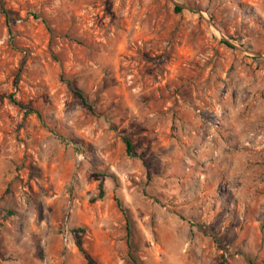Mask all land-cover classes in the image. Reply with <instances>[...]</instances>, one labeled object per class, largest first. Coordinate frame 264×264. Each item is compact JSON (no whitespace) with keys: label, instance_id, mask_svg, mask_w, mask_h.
Instances as JSON below:
<instances>
[{"label":"rangeland","instance_id":"374dc122","mask_svg":"<svg viewBox=\"0 0 264 264\" xmlns=\"http://www.w3.org/2000/svg\"><path fill=\"white\" fill-rule=\"evenodd\" d=\"M76 243L264 264V0H0V264H88Z\"/></svg>","mask_w":264,"mask_h":264},{"label":"trees","instance_id":"16d2710c","mask_svg":"<svg viewBox=\"0 0 264 264\" xmlns=\"http://www.w3.org/2000/svg\"><path fill=\"white\" fill-rule=\"evenodd\" d=\"M175 11L176 12H180L181 8L176 7ZM2 12L6 16V18H8L7 11L3 10ZM34 16H35L36 19H40V17H38L37 15H34ZM42 22L46 26V28L49 31H51V29H50V27L48 25V22L45 19H42ZM66 82H67V85H68L69 89L82 100L84 105L88 106L85 95L81 91L77 90L74 87V85H73V83L71 81L67 80ZM124 142H125V147H126V153H127V155L130 156L132 154V143L129 140H125ZM104 194H105L104 185H103L102 182H99L98 183L97 199L101 200L104 197ZM115 201H116V204H117L118 208L121 210L123 216L125 217V221H126V237H127L126 242H127L128 249H130L131 248L130 241H129L130 237H131L130 222H129V219L127 217L126 210L123 208V205H122L121 201H119L117 198L115 199ZM68 230H69V234L71 236L72 242H74V243H75L74 237L77 235V233L78 232H83V230L81 228H76V229L69 228ZM75 246L78 248V251L80 253H82V255L85 257V259L88 261V264H93V261L90 258L89 254L80 246V244L76 243Z\"/></svg>","mask_w":264,"mask_h":264},{"label":"built area","instance_id":"2783aa9c","mask_svg":"<svg viewBox=\"0 0 264 264\" xmlns=\"http://www.w3.org/2000/svg\"><path fill=\"white\" fill-rule=\"evenodd\" d=\"M73 243L71 236L69 234V230L68 228L65 229V231L63 232V244L65 247H69V245Z\"/></svg>","mask_w":264,"mask_h":264}]
</instances>
